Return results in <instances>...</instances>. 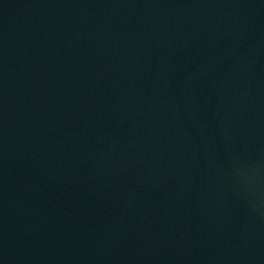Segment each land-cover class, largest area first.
Instances as JSON below:
<instances>
[{
	"label": "water",
	"instance_id": "water-1",
	"mask_svg": "<svg viewBox=\"0 0 264 264\" xmlns=\"http://www.w3.org/2000/svg\"><path fill=\"white\" fill-rule=\"evenodd\" d=\"M0 264H264V0H0Z\"/></svg>",
	"mask_w": 264,
	"mask_h": 264
}]
</instances>
